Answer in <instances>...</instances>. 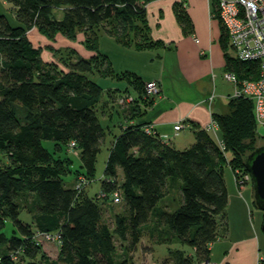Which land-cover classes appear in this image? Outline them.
Returning <instances> with one entry per match:
<instances>
[{
  "label": "trees",
  "instance_id": "16d2710c",
  "mask_svg": "<svg viewBox=\"0 0 264 264\" xmlns=\"http://www.w3.org/2000/svg\"><path fill=\"white\" fill-rule=\"evenodd\" d=\"M5 1L14 5L20 24H11L0 13V264H155L159 240L143 233L141 226L169 193L170 176L183 180L182 203L162 212L161 221L182 245L192 248L190 253L182 250V264L210 260L212 243L230 234L227 168L235 171L238 183H252L246 178V160L261 144L254 101L230 98L227 112L214 113L218 137L196 127L194 141L177 147L137 120L153 102L147 81L132 70L116 71L98 45L100 27L120 45H160L148 23L152 0ZM211 3L219 14L216 0ZM184 4L176 1L174 10L189 32L193 23ZM221 23L226 50L229 35ZM34 27L52 37L58 30L73 37L76 30L86 29L92 53L73 49L62 63L43 64L41 46L28 36ZM226 58V71L235 72L239 80L259 77L258 62L228 52ZM105 79L125 86H106ZM124 94L134 96L132 103L118 102ZM104 100L111 110L106 119L99 112ZM12 103L26 106L25 122ZM115 122L119 132L111 133L100 188L90 192L83 184H66L65 157L60 156L64 145L75 140L80 168L94 181L98 154ZM114 192L121 195L116 203L123 201V208L111 224L103 219L99 199L115 201ZM28 194L34 200L22 201ZM8 220L10 235L5 232ZM115 237L121 241L122 258Z\"/></svg>",
  "mask_w": 264,
  "mask_h": 264
},
{
  "label": "crops",
  "instance_id": "0c3cea01",
  "mask_svg": "<svg viewBox=\"0 0 264 264\" xmlns=\"http://www.w3.org/2000/svg\"><path fill=\"white\" fill-rule=\"evenodd\" d=\"M176 1L152 0L147 4L150 33L153 39L161 40L160 45L146 49L117 46L125 50V55L119 62L113 58L111 61L116 71L132 70L145 81L155 80L159 84L160 93L152 96L153 102L145 107L146 115L137 120L178 147L174 138L187 130L194 133L196 127L202 128L209 122L216 110L227 112L228 105L216 100L220 96L215 91L217 79L227 66L218 11L211 0H185L193 23L191 31L186 32L175 14ZM105 81L106 86H125L123 81ZM230 90L223 91L225 96ZM178 120H185L186 125L175 135ZM191 142L192 139L186 146ZM235 174L231 167L227 168L230 234L212 243L210 261L264 264V210L255 204L252 183H238ZM182 255L178 253L179 260L174 261H162L160 256L155 264H182Z\"/></svg>",
  "mask_w": 264,
  "mask_h": 264
},
{
  "label": "rangeland",
  "instance_id": "374dc122",
  "mask_svg": "<svg viewBox=\"0 0 264 264\" xmlns=\"http://www.w3.org/2000/svg\"><path fill=\"white\" fill-rule=\"evenodd\" d=\"M60 10L61 9H58V11ZM0 13L6 14L11 24L13 25L20 24V21L16 17L14 5L11 2L0 0ZM96 32L99 38L98 45L100 51L111 57L110 59L113 58V61L115 62H119L120 60H122V58L125 55V50L122 48L120 49L117 46H123V45H118L119 44L118 41L113 36L109 35L103 27L96 29ZM88 34L89 33H87L86 29H81V28L76 30L75 35L73 37L68 36L66 33L60 30H58L55 36L53 37L45 33H42L39 28H35V27L28 31V36L32 40L34 45L41 46L40 59L43 64H47L49 62L62 63L63 60L67 58V56L73 49H77L84 54L90 55L92 53V50L87 47V41H86ZM226 52H228L230 55H236L235 50L233 49L231 43L228 45ZM225 71L226 70L222 71V73L220 72L221 76H219L217 79L218 87L215 89V91L217 93L219 92V94H217L216 96H220L216 100L218 102L219 101L225 102V105L227 106L230 100L229 92L232 90L233 84L230 83L227 79H225V77H223ZM90 76L95 80L97 79V75L91 74ZM228 89L231 90L227 92L226 94L227 96H225L223 91L224 90L228 91ZM126 103L122 105H125ZM108 104L109 103H107V101L104 100L103 107L101 108L99 107V112L100 114L101 112H104L103 116L105 119L108 117L109 113L111 112ZM12 108L16 111L20 120L22 122H25L26 114L28 113V109L26 108V106H24L21 103H12ZM216 112H221V111L216 110L215 113ZM145 115L146 114H143L140 117H144ZM103 121L105 122V120ZM115 124L116 122L112 124V127L110 128V132L108 131L106 141L105 143L102 144L101 151L98 154L97 163H96L97 179H95L94 181H89V178L85 176L82 169L80 168L81 161H80L79 148L76 147V145H73L71 141L64 145V152H63L64 155L63 156L60 155V156L61 158L65 157L63 158V160H64V165L66 166L67 169V173L65 174L66 184L74 185V186L76 184L77 185L83 184L81 180L84 178L83 186L87 187L86 190L90 192H94L100 188L101 181L99 180V177L100 175L102 176V173L104 172L105 169V164L109 153L108 146L110 145L112 139L111 133L119 132V127ZM205 126H203L202 128H204ZM257 130L260 135V140H261L260 145H263L264 124L258 125ZM191 139L192 141H194L195 136L194 133H192V131L189 130H187L182 136L174 138L175 142L179 144L178 147L181 148L185 147ZM46 145L49 147L52 146L51 141H46ZM68 169L70 172H68ZM182 184H183V180L179 177L170 176L168 178L169 193L160 199V201L152 211L150 220L141 226V230L143 233H146L149 236L154 237L155 239L157 238L159 240V243L156 245V257L157 259H159V257L162 256V258H160L163 259L162 261L179 260L178 253L183 252L182 250H184L185 253H190L192 251V248L190 246L182 245L177 233L169 225L161 221L162 212L174 211L182 203V192H181ZM21 199L22 201L24 200L27 202H31L34 200L32 194L22 196ZM122 202L123 201L116 203L115 201H112L111 198L104 200L101 199L100 197L99 204L102 209L103 219L106 222L114 224L115 214L121 211L123 208ZM11 226H12V222L8 220L7 226L5 228V232L7 233V235L11 234V228H12ZM115 243L117 246V252H118L117 254L118 255L122 254L123 256L124 253L122 252V244L118 237H115ZM3 244L4 243H1L0 245ZM117 254L115 255L116 260H118Z\"/></svg>",
  "mask_w": 264,
  "mask_h": 264
},
{
  "label": "built area",
  "instance_id": "2783aa9c",
  "mask_svg": "<svg viewBox=\"0 0 264 264\" xmlns=\"http://www.w3.org/2000/svg\"><path fill=\"white\" fill-rule=\"evenodd\" d=\"M216 2L220 18L229 35V43L235 50V56L242 61H256L259 65L257 79L239 80L235 72L225 71V79L235 86L230 96H243L252 99L255 104L257 123L264 124V0H216ZM146 90L148 95L155 96L160 93L161 89L155 80H150L146 82ZM213 98L212 95L210 101ZM133 100L134 96L131 94H124L118 98V102L121 104ZM185 125L184 120H178L175 124V135ZM151 128L147 127V130L150 131ZM204 128L218 137L219 125L213 113ZM71 143L76 145L75 140H72ZM249 177L250 174L246 175V178ZM81 182L84 184V178ZM114 197L115 202H118L121 195L114 192ZM201 264L213 263L206 260Z\"/></svg>",
  "mask_w": 264,
  "mask_h": 264
},
{
  "label": "water",
  "instance_id": "95a60500",
  "mask_svg": "<svg viewBox=\"0 0 264 264\" xmlns=\"http://www.w3.org/2000/svg\"><path fill=\"white\" fill-rule=\"evenodd\" d=\"M246 167L252 180L255 204L264 210V144L248 154ZM262 229L264 231V220Z\"/></svg>",
  "mask_w": 264,
  "mask_h": 264
}]
</instances>
